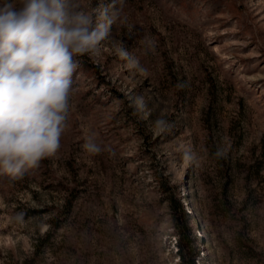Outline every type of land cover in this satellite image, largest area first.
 Here are the masks:
<instances>
[{"label": "rangeland", "instance_id": "obj_1", "mask_svg": "<svg viewBox=\"0 0 264 264\" xmlns=\"http://www.w3.org/2000/svg\"><path fill=\"white\" fill-rule=\"evenodd\" d=\"M76 59L59 150L0 173V264H181L166 189L192 215L197 264H264V0H123L99 53Z\"/></svg>", "mask_w": 264, "mask_h": 264}, {"label": "clouds", "instance_id": "obj_2", "mask_svg": "<svg viewBox=\"0 0 264 264\" xmlns=\"http://www.w3.org/2000/svg\"><path fill=\"white\" fill-rule=\"evenodd\" d=\"M122 6L123 0H112L108 5L101 0L90 13L79 0H3L0 173L12 179L22 178L27 170L57 153L70 117L73 75L79 66L76 57L99 53L103 42L108 40L111 26L120 19ZM118 54L130 69L139 73L147 71L122 45ZM129 99L134 115L147 114V102L142 94ZM171 127L164 118L154 122L159 132ZM83 148L90 154L102 151L91 136ZM215 155L225 158L226 150L218 148ZM184 158L190 162L196 159L190 149L184 151Z\"/></svg>", "mask_w": 264, "mask_h": 264}, {"label": "trees", "instance_id": "obj_3", "mask_svg": "<svg viewBox=\"0 0 264 264\" xmlns=\"http://www.w3.org/2000/svg\"><path fill=\"white\" fill-rule=\"evenodd\" d=\"M166 199L171 211L177 234V253L181 264H197L200 249L197 237L191 226V214L186 211L180 192L172 193L166 189Z\"/></svg>", "mask_w": 264, "mask_h": 264}]
</instances>
